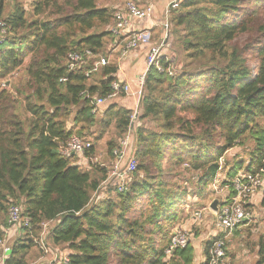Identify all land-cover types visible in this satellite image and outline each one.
<instances>
[{
    "label": "trees",
    "instance_id": "16d2710c",
    "mask_svg": "<svg viewBox=\"0 0 264 264\" xmlns=\"http://www.w3.org/2000/svg\"><path fill=\"white\" fill-rule=\"evenodd\" d=\"M248 5L254 7L251 13ZM262 6L264 0H179L170 13L172 30L163 53L171 41L182 66L169 76L171 62L163 59L164 72L150 70L140 102L134 99L140 109L136 121L153 123L152 130L142 124L135 128L133 112L118 107L115 98L98 107L100 119L99 113L91 114L90 100L107 98L116 81V62L101 66L99 61L111 57L119 8L99 7L97 0H32L29 6L0 0V21L6 26L0 39V83L8 82L0 85V240L15 232L1 264H30V253L42 254L37 242L45 225L47 249H67V264H191L190 243L165 254L167 227L178 222L181 200L195 194L199 202L222 175L228 181L221 185L230 189L237 175L264 172V27L258 28L259 39L241 47L234 43ZM163 35L162 29L159 42ZM86 51L94 58L85 57ZM249 53L255 54V67L249 66ZM69 54L83 56L82 62L71 64ZM188 60L201 62V68L191 71ZM21 70L23 80L13 83L9 78ZM93 127L100 128L96 142L106 130L114 131L105 144L111 165L128 134L129 156L138 161L126 191L119 193L113 179L94 202L111 165L86 160L94 157V143L83 133ZM73 136L91 142L84 158L62 155ZM236 147H248L247 158L220 167L221 157ZM165 159L186 164L196 174L193 191L176 193L165 185L159 177ZM260 195L264 198V184ZM230 202L228 194L219 206ZM12 206L20 209L14 225ZM216 240L204 241L202 264H208ZM256 247V264H264V237Z\"/></svg>",
    "mask_w": 264,
    "mask_h": 264
},
{
    "label": "built area",
    "instance_id": "2783aa9c",
    "mask_svg": "<svg viewBox=\"0 0 264 264\" xmlns=\"http://www.w3.org/2000/svg\"><path fill=\"white\" fill-rule=\"evenodd\" d=\"M137 0H130L124 6L123 10H118L114 14L115 23L111 29L112 35L118 39L121 37L126 38V42L124 47L121 49L124 56L130 55L139 47L141 43L147 42L149 39V32L143 30H131L130 23L131 20H135L137 22H143L151 19L153 15V7L149 4H146L144 8H140L137 6ZM179 6V0H170L163 14V21L161 23V27L164 30L163 38L160 42L150 45L148 51L145 55V69L139 74L135 80L136 88L135 91L132 92L130 86L128 84H124L119 81H115L111 85L112 94L107 96V98H94L90 100L92 109L91 114L97 115L98 107L106 102L107 99L116 98L120 92H123L125 96H134L138 102L143 95V87L147 73L150 70H156L159 73H163L164 70L161 67V63L163 59L168 58L163 53V47L166 44L168 34L170 32V13L171 11L177 9ZM5 23L0 21V34L2 35V39L5 36ZM89 59H93L94 55L92 53L86 51L85 57ZM68 60L71 64H80L83 60V56L79 54H69ZM101 66H105L109 63L108 58H100L99 61ZM69 65V69H72L74 65ZM168 75L173 76V73L170 68L167 69ZM62 82V80H60ZM92 144L89 141L82 140L76 136H73L68 143L61 149V153L65 157H69L71 155H77L81 158H84L85 154L91 149ZM130 134H128L123 140H121L119 148L113 152V156L115 160L113 161L111 167V173L109 174L107 180L103 183L105 186L109 184L113 179H117L118 184L116 185L117 191L122 193L127 190V185L129 183V176L132 174L137 167V160L134 156H129L130 152ZM86 160H91V158H87ZM95 162H98L95 159ZM223 161L219 160V165L221 167ZM263 170L258 173H243L239 174L235 177L231 185L232 198L229 204H222L218 206V211L213 212L215 216V236L217 240L212 244L209 250V258L208 264H225L227 261L225 248L228 246V243L233 236L234 231L238 230L240 227H243L245 223H249L252 219V215L245 210V206L250 205L253 196L262 188L264 184V180L261 177L263 174ZM215 181L214 183H216ZM213 183V184H214ZM212 184V185H213ZM193 200L187 197L186 204L184 206V212L190 213L191 219L194 222H199L202 218V212L200 210H193L191 207L193 205L196 197H192ZM20 220V209L17 206H12L9 209V221L11 224H16ZM28 223V220H25V225ZM49 225V224H48ZM44 231L47 229V225L44 227ZM190 235L191 232L186 230V228H181L175 230L170 238V242L165 250L166 255H171L177 249H184L190 243ZM4 242L0 240V244ZM38 247L41 249V252L44 254V249L46 253H50L49 249L45 243H43V239L37 242ZM10 252L9 248L2 249V259L1 262L5 259V257ZM45 253V255H46ZM43 259V258H42ZM44 261V260H43ZM45 262V261H44ZM68 263V255L63 258L61 262L58 264H67ZM39 264V263H38Z\"/></svg>",
    "mask_w": 264,
    "mask_h": 264
},
{
    "label": "rangeland",
    "instance_id": "374dc122",
    "mask_svg": "<svg viewBox=\"0 0 264 264\" xmlns=\"http://www.w3.org/2000/svg\"><path fill=\"white\" fill-rule=\"evenodd\" d=\"M21 1L24 6L25 5L29 6L32 0H21ZM127 2H130V0H97V5L99 7L107 6V7H111V9L119 8V10H123ZM247 7L250 8L248 13H251L254 7L250 5H248ZM9 10H10V7H8L5 10L3 18L6 16ZM249 17L250 18H249V23H248L249 24L248 32L242 35H239L234 42L239 47H241L243 44L249 41L253 42L261 37V35L259 34L260 32H258V28H260L261 26L264 27V8L263 6L258 11L255 12V15L253 16V18L252 16H249ZM170 30H172V27H170ZM0 39H2L1 36H0ZM170 42H168V51L165 52V55L168 57L169 61L171 62V71L174 74L176 70H179L181 68L182 65L180 64V61L182 58H181L179 50L177 48H173ZM247 59H248L250 67L256 66L257 59L254 53L247 54ZM108 60L111 62H115V59L112 57H109ZM188 63L190 64L189 67H191L190 68L191 71L193 69L201 68V65H200L201 62L197 63V62L188 60ZM23 75H24L23 71L21 70L17 73H14L12 78H9V79L13 81V83H15L20 80L22 81ZM5 84L8 85V82L2 81L0 83L2 87L3 86L5 87L6 86ZM132 112H133L132 122L135 128L139 127L140 124H142L144 128L152 129V130L154 129L153 123L149 121L144 122V123L143 122L138 123L136 121L139 116L138 112L137 111H132ZM83 134H84V137L87 138V140L91 141L92 144L94 143L93 144L94 157L92 159V163L94 165H99V167L101 165H105L106 167H109L111 165L110 164L111 160L106 155L107 153L105 151L106 149L105 144L109 139H111L114 136L113 129L106 130L103 134V139L97 142L95 140L100 134V128L98 129L97 127H93L89 130L88 133L85 131V133ZM247 150H249L248 147L245 149H242L241 147L233 148L227 151L224 154V156L221 157V162L223 161L224 165L226 163L227 165L231 166L236 161L235 160L236 158L246 159L247 156L245 155V153ZM95 159H97L98 162H95ZM162 167H163L162 174L159 177L160 179L163 180L165 185L170 187L171 190H174V192L176 193H181L183 192V190H185L186 193L194 190V185L196 183V174L193 173L192 171H189L187 168H185L187 167L186 164L183 166H176L174 164H171L167 159H165L162 163ZM110 173H111V167H110L109 174ZM223 178L225 179L226 176L222 175L221 178L215 179V181L217 180V182L216 183L213 182L214 184L212 183L213 185L207 188L206 193H205V198L197 202L193 206V210H200L203 213V216L208 215L209 217L210 215L209 206L212 201L217 200L218 206H219L221 202L226 201V199L228 198V194L232 195V192L230 191L231 188L228 189L227 186L221 185L220 183L221 181H228V180H222ZM104 188H105V184L102 185L101 189L97 193L93 194L94 196H93L92 202L97 200L98 197H100L99 199H102V197H104V192H103ZM100 191H101V194H100ZM194 196L195 194L193 195L189 194L187 197H189L192 201L193 200L192 197ZM187 197L185 200L184 199L181 200V201L184 200L183 204L182 202H180L182 205L180 204L179 208L177 209L179 213L177 216L179 219L177 220L178 222L167 227V230H169L168 238L169 237L171 238V235L175 230L186 228V230H189L191 232V235L193 237V240H192V237L190 235V242L192 240L191 245L195 247L196 249L197 248L200 249L201 241H203L204 236H206L207 234L205 228H203V225L205 224L204 222H206L205 219L207 217L205 218L203 217L202 221L199 223L192 221L190 213H187L186 211L183 212L184 206L187 201ZM252 200L255 206L250 207V205H248L250 209L248 208V206L244 207L245 210L248 211L252 215V219L247 225L240 227L238 230L234 231L233 236L231 237L228 243V246H227L229 252L234 256L233 262H236V263L253 264L256 258L254 256H256L257 241L260 237H264V198L262 195H260V192L258 191L253 196ZM47 233H48V227L45 231L43 228L42 234L40 236L43 239V243H45L44 234L47 235ZM14 235H15V232H11L8 235L9 237L8 240L7 238L3 239L4 242L0 244L1 250L4 248L10 247L14 239L13 238ZM44 252L46 253L45 249H44ZM67 252L69 251L63 247L54 248V250L51 253H46V255L45 253L44 254L38 253L35 250L29 254V258H30L29 263L30 264H38V263L39 264H58L59 262H61L63 258L67 257ZM244 253H247V254L244 255ZM1 259H0V264H1Z\"/></svg>",
    "mask_w": 264,
    "mask_h": 264
},
{
    "label": "crops",
    "instance_id": "0c3cea01",
    "mask_svg": "<svg viewBox=\"0 0 264 264\" xmlns=\"http://www.w3.org/2000/svg\"><path fill=\"white\" fill-rule=\"evenodd\" d=\"M139 1L141 2V6H143V7L147 3V2L143 3V1H141V0H139ZM148 2H150L153 5V15H152L151 19L143 21V22H137V21L132 19L131 23H130V27H131L132 31L136 30V28H137L139 30L149 32V39L147 40V42L141 43L139 45V47L135 50V52H133L132 54L124 56L121 49L123 48V45L126 42V38H124V37H121L118 39L115 38L114 39L115 40L114 46L110 50L111 51L110 52L111 57L115 59V62L118 66L117 73L115 74L116 81L122 82L124 84H128L130 86V89L132 92H134L135 88H136L135 80H136L137 76L139 74H141L145 69L144 61H145V55L148 51V48L150 47V45L158 43L159 40L161 39L162 14H163V11L165 9V6L167 5V0H148ZM134 99H136L134 96L117 97V98H115V104L118 107L124 108V109L129 110V111L130 110L131 111H137L138 115H139L140 109H139V107H136ZM106 107H107V105L105 106V108ZM101 113H103V112H101ZM101 113H99V116H98L99 119L102 117ZM194 197H196V196H194ZM197 202H198V198L196 197V200H194L192 202L193 205L191 207L193 208V206ZM251 206H255V204L253 203V200L250 203V207ZM248 208H249V206H248ZM213 212L214 211L209 209V213H210L209 217H208V215L203 216V213H202V218L199 222L202 221L203 217L204 218L207 217L205 219L206 222H204L205 224L203 225V228H205L207 234H206V236H204L203 241H201V248L200 249L199 248L196 249L195 247L192 246L194 249V257H193V261L191 264H202L205 261V258L203 256L204 241L209 239L211 236L214 237L215 232H216L215 226H214L216 218H215ZM245 225H247V224H245ZM191 242H190V244H191ZM226 250H227L226 251L227 252L226 253L227 261H231L232 264H243V263L233 262L234 256L229 252L228 248ZM245 254H247V253H244V255ZM254 257H256V256H254ZM256 259H257V257L255 258V261L253 262V264H256Z\"/></svg>",
    "mask_w": 264,
    "mask_h": 264
},
{
    "label": "water",
    "instance_id": "95a60500",
    "mask_svg": "<svg viewBox=\"0 0 264 264\" xmlns=\"http://www.w3.org/2000/svg\"><path fill=\"white\" fill-rule=\"evenodd\" d=\"M209 208L210 210L217 212L218 211V201L217 200L212 201Z\"/></svg>",
    "mask_w": 264,
    "mask_h": 264
}]
</instances>
